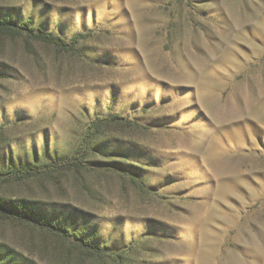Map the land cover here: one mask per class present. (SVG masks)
<instances>
[{
    "label": "rangeland",
    "instance_id": "374dc122",
    "mask_svg": "<svg viewBox=\"0 0 264 264\" xmlns=\"http://www.w3.org/2000/svg\"><path fill=\"white\" fill-rule=\"evenodd\" d=\"M0 17L24 29L0 34V169L65 159L114 117L90 170L0 185L66 235L0 210V264H264V0H0Z\"/></svg>",
    "mask_w": 264,
    "mask_h": 264
},
{
    "label": "trees",
    "instance_id": "16d2710c",
    "mask_svg": "<svg viewBox=\"0 0 264 264\" xmlns=\"http://www.w3.org/2000/svg\"><path fill=\"white\" fill-rule=\"evenodd\" d=\"M23 30L24 29L20 25L9 22L0 17V34H7L9 36L16 37L21 36ZM28 31L32 32L33 30L29 28ZM33 37L41 42L51 44L65 51H73L74 43H77L79 38L78 36H75L73 38V42H66L62 37L48 33L41 28L36 29ZM113 118L114 117L112 115H107L96 117L91 120L87 125V129L85 130L86 133L83 136L81 143L65 159L51 161L44 165L32 163L10 169H0V185L3 182L31 179L36 177L39 173H46L49 175L52 172L67 171L70 169H75L81 172L90 170V167L94 165V163L90 162L91 160L89 158L92 156L105 157L104 154H100L97 150L99 147L98 140L104 135H107L106 133L108 129H110V125H112ZM118 122H120V119ZM130 177L132 178V181H134L135 185L143 188V184L137 179V177ZM13 204L14 203H9L5 199L0 198V210L3 213L6 211L11 212L18 218H22L23 220L26 219L30 222L32 221V223L40 227L46 226L61 236L66 237L64 234L65 231L60 229L55 221H48L45 225L43 222L44 219L39 218L38 215L33 218V216L27 211V208H25L28 205L26 201H24V203L22 202V204ZM70 237L72 238L71 243L73 247L87 257L101 258L109 262H115V260L121 262L120 260L127 259L122 257L119 253H109L105 246L94 242L90 238L82 236L81 234H73Z\"/></svg>",
    "mask_w": 264,
    "mask_h": 264
}]
</instances>
